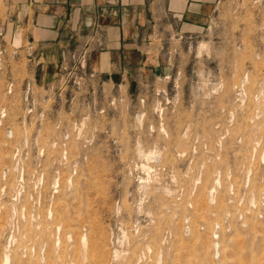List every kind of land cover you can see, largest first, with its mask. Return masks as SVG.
Returning a JSON list of instances; mask_svg holds the SVG:
<instances>
[{
    "label": "rangeland",
    "instance_id": "obj_1",
    "mask_svg": "<svg viewBox=\"0 0 264 264\" xmlns=\"http://www.w3.org/2000/svg\"><path fill=\"white\" fill-rule=\"evenodd\" d=\"M17 1L0 0V264H264V0H218L116 81L69 68L77 45L41 68Z\"/></svg>",
    "mask_w": 264,
    "mask_h": 264
},
{
    "label": "crops",
    "instance_id": "obj_2",
    "mask_svg": "<svg viewBox=\"0 0 264 264\" xmlns=\"http://www.w3.org/2000/svg\"><path fill=\"white\" fill-rule=\"evenodd\" d=\"M32 11L33 29L45 58L55 63L61 47L84 44L91 68L112 81L159 68L156 36L197 32L218 0H18ZM30 15L28 14L27 18Z\"/></svg>",
    "mask_w": 264,
    "mask_h": 264
},
{
    "label": "built area",
    "instance_id": "obj_3",
    "mask_svg": "<svg viewBox=\"0 0 264 264\" xmlns=\"http://www.w3.org/2000/svg\"><path fill=\"white\" fill-rule=\"evenodd\" d=\"M71 58H75L76 60V65L74 64L73 66L69 68H84L83 62L89 57L90 52L87 49V45H81L80 47H77L71 52ZM11 86L12 84H8L7 86V91L10 93L11 91Z\"/></svg>",
    "mask_w": 264,
    "mask_h": 264
},
{
    "label": "bare ground",
    "instance_id": "obj_4",
    "mask_svg": "<svg viewBox=\"0 0 264 264\" xmlns=\"http://www.w3.org/2000/svg\"><path fill=\"white\" fill-rule=\"evenodd\" d=\"M17 36H18V35H17ZM201 45H202V44H201ZM205 45H206V44H205ZM203 47H204V46H203ZM204 48H205V47H204ZM202 49H203V48H202ZM200 50H201V49H200ZM217 183H218V182H217ZM212 188H213V187H212ZM261 191H262V190H261ZM260 193H261V192H260ZM64 222H65V221H64ZM216 228H217V227H216ZM57 229H58V228H57ZM94 232H95V231H94ZM94 232H93V233H94ZM67 234H68V233H67ZM94 235H95V234H94ZM101 237H102V236H101ZM91 239H92V237H91ZM95 239H96V238H95ZM58 240H59V239H58ZM93 240H94V239H93ZM81 241H82V244H83V245L86 244V238H85V237H82ZM94 241H95V240H94ZM203 241H204V240H202L201 242H203ZM90 244H91V243H89V245H90ZM92 244H93V243H92ZM97 244H98V242H97ZM80 245H81V244H80ZM96 246H97V245L94 243V244H93V247L96 248ZM201 246H202V245H201ZM100 249H101V248H100ZM89 250H90V249H89ZM92 252H93V251H92ZM99 252H100V251H99ZM99 252H98V253H99ZM84 253H85V252H84ZM114 253H115V252H114ZM142 253H143V252H142ZM97 256H98V255H97ZM114 256H116V254H115ZM84 257H86V256H84ZM101 257H102V256H101ZM88 258H89V257H88ZM93 258H94V257H93ZM99 258H100V257H99ZM113 258H114V257H113ZM4 259H5V260H4V264H6V263L8 262L7 260H8L9 258L7 257V255H5ZM97 259H98V258H97ZM97 259H96V260H97ZM93 260H94V259H93ZM98 260H100V259H98ZM102 260H103V258H102ZM106 260H107V259H106ZM85 261H86V260H85ZM96 262L98 263L99 261H96ZM100 262H101V261H100ZM100 262H99V263H100ZM128 262H129V261H128ZM92 263H93V262H92ZM94 263H95V262H94ZM105 263H106V261H105ZM122 263H123V262H122Z\"/></svg>",
    "mask_w": 264,
    "mask_h": 264
}]
</instances>
